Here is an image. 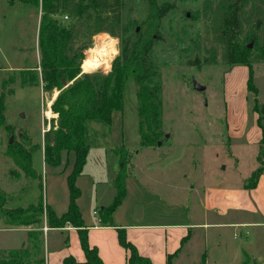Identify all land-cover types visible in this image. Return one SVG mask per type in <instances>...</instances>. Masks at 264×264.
<instances>
[{"label":"rangeland","instance_id":"1","mask_svg":"<svg viewBox=\"0 0 264 264\" xmlns=\"http://www.w3.org/2000/svg\"><path fill=\"white\" fill-rule=\"evenodd\" d=\"M158 3L174 7L162 19L159 33L154 34L150 53L151 62L162 75L163 143L141 146L137 87L130 80L124 110L115 115L112 125L90 124L89 161L76 181L82 217L87 223L98 224L100 216L95 217L93 211L100 213L113 201L120 163L112 149L124 145L132 159L130 195L114 223L132 222L134 216L145 223L204 222L202 207L207 200L215 204L216 213L209 214L214 225L191 226V236L177 264H200L204 256L207 264H264V172L255 188L244 186L259 166L262 147L264 162V133L254 111L256 99L261 109L264 106V0ZM234 7H238L239 19L234 41L241 48L253 42L247 54L252 71L246 64H228L227 38L232 33L226 34L224 25ZM148 13L147 0H125L123 21L132 20L137 31ZM41 17V0L37 5L0 0V188L9 193L10 208L35 203L42 193L44 202L63 214L70 203L68 176L75 157L62 151L59 163L45 159V133L57 126L59 119L52 110L59 91H45L42 81L23 86L21 78L24 69L41 74ZM57 19L75 29L67 53L84 54L86 59L91 49L113 48L114 53L100 68L85 72L82 67L84 74L105 79L120 52L118 33L103 32L94 19L76 20L68 13L58 14ZM250 78L257 94L249 90ZM197 85L205 90L198 91ZM14 142L33 152L34 168L41 179L25 177L6 154ZM45 221L39 226L44 227ZM18 228L0 217V254L29 246L28 231ZM51 230L48 243L43 231L42 250L40 254L34 251L36 258L44 255L54 264L55 253L61 255L67 247L76 251L75 245L83 253L76 232ZM112 233L118 239L117 229ZM109 236L104 234L99 240L108 244Z\"/></svg>","mask_w":264,"mask_h":264},{"label":"trees","instance_id":"2","mask_svg":"<svg viewBox=\"0 0 264 264\" xmlns=\"http://www.w3.org/2000/svg\"><path fill=\"white\" fill-rule=\"evenodd\" d=\"M25 4L37 5L40 0H22ZM149 13L142 28L134 29L132 20L123 21L122 9L125 0H41L42 17L39 27L40 68L41 74L27 73L22 70V85L44 84L45 91L58 89L59 94L52 104V110L59 115L57 126L45 133V159L48 162H61L62 151L74 153V163L68 176L70 203L68 210L58 215L44 202L43 194L38 201L25 206L8 207L10 195L0 188V217L10 227L39 226L43 219L50 229L76 228L80 245L85 255L83 262L73 255L64 258L62 264H105L98 248L89 243L88 229L82 217L77 199L80 189L76 186L77 178L82 175L87 164L91 148L89 131L91 123L111 126L115 115L124 110V94L127 84L132 80L137 87L139 131L141 146L151 148L163 142V85L160 71L153 65L150 53L155 42V33H159L162 19L174 8L169 3L159 4L158 0H147ZM68 13L76 20L94 19L103 32L118 33L120 52L112 62V68L105 79L93 74H84L82 67L89 59L84 54H69L67 49L73 41L74 26H67L57 19V15ZM68 16V15H65ZM69 17V16H68ZM64 18V16H63ZM224 27L227 33L228 64H246L251 68L248 57L250 48L240 47L236 41L239 33L238 7H234L231 19ZM79 61L81 63H79ZM37 67L33 70L36 71ZM106 73H103L105 76ZM63 81L69 83L64 87ZM249 90L258 93L250 78ZM254 111L258 114L257 122L264 133V106L256 99ZM264 146V137L261 140ZM119 158L120 168L114 180L115 196L109 206L100 210L101 223L114 227L113 215L127 196V178L132 169L129 149L124 145L114 147ZM260 149L259 166L247 178L245 188L253 189L264 172V162ZM6 154L16 166L30 179H41L33 164V152L20 143L10 144ZM42 189V183H40ZM119 244L128 252L126 264H153L150 257L142 255L137 246L128 240L126 229L117 228ZM43 227H36L28 232L29 246L0 254V264H42L44 257L36 258L34 251L41 253ZM170 262V257L168 260ZM200 264H207L206 257Z\"/></svg>","mask_w":264,"mask_h":264},{"label":"crops","instance_id":"3","mask_svg":"<svg viewBox=\"0 0 264 264\" xmlns=\"http://www.w3.org/2000/svg\"><path fill=\"white\" fill-rule=\"evenodd\" d=\"M231 136H235V135L231 134ZM71 153L73 152H70V154ZM89 154H88L87 162L89 161ZM116 176L114 177V180ZM129 195H130V177L127 178V196L124 199V201L129 197ZM124 201L117 208V210L115 211L113 215V218L115 220H116L118 210L123 205ZM100 203H103V201H101ZM204 204H205L204 207H202L203 208L202 214L204 216L205 221L198 222V223H193V222L192 223L191 222L189 223H185V222H156V223L148 222V223H145V222H141L140 218H137L134 216L132 222L122 223V224L114 223L115 226L111 227V226H104L101 223V218L98 220L99 222L98 224L93 223L92 221L91 223H87L85 219L83 220L85 222L86 228L88 229L90 245L98 248L99 255L105 264H126L127 262L128 252L121 245H119L117 236L114 235V233H112L113 229H117L119 227H122V228L125 227L124 229H126L128 239L137 246L139 252L142 255L150 257L153 264H169L168 263L169 257H170L171 264H177V260L182 255L181 253L182 249L184 245L189 241V237L191 236L190 234V230L192 229L191 226L207 227V226L214 225V222H211V223L209 222V217H210L209 214L216 213L215 206H214L215 204L207 200H206V203ZM177 209L178 207L175 208L174 213L178 212ZM95 211L96 210L93 211V215L95 217L98 215L100 216V213L95 214ZM57 214L61 215L58 212ZM235 225H242V224H235ZM45 227H47V231L44 230ZM13 228H17V227H13ZM18 229L26 230L29 232L30 230H34L35 227L34 226H19ZM60 229L63 231L70 232L71 235L74 234V232H76V235L78 237L77 241L80 242L78 231L76 228L72 227L71 225H68L65 228H60ZM185 230H188V232L186 233ZM43 231L47 233L46 243H48V235L50 231L52 230L48 228L46 221H45V226L43 227ZM104 234L110 235L107 239L108 244L99 240V238L104 237ZM77 241L75 239L73 240V242L76 244H77ZM108 245L110 246V249L112 251L109 250ZM75 248H76V251H74L72 248L67 247L65 250V253L61 255H58L57 253H55L56 261L54 262V264H62L64 258L69 255H73L78 261L83 262L85 260V255H83L84 252L82 253L81 251H78L76 245H75ZM42 257H44L45 259L44 263L42 264H50L49 262H47L46 256L43 255ZM244 263H247V261L245 260Z\"/></svg>","mask_w":264,"mask_h":264},{"label":"bare ground","instance_id":"4","mask_svg":"<svg viewBox=\"0 0 264 264\" xmlns=\"http://www.w3.org/2000/svg\"><path fill=\"white\" fill-rule=\"evenodd\" d=\"M112 53H114V50L109 46L91 49L89 59L83 65V70L89 72L100 68L103 64L108 62L105 58L110 57ZM47 114L50 116L51 112L48 111Z\"/></svg>","mask_w":264,"mask_h":264},{"label":"water","instance_id":"5","mask_svg":"<svg viewBox=\"0 0 264 264\" xmlns=\"http://www.w3.org/2000/svg\"><path fill=\"white\" fill-rule=\"evenodd\" d=\"M252 46H253V42H251V43L248 45V48L251 49ZM79 63H81V62L79 61ZM63 84H64V87L69 86V83L66 82V81H63ZM196 89H197L198 91H204V90H205V87H204V86L197 85V86H196ZM166 137H169V135H166ZM12 142H13V138H11V140H10V143H12ZM162 143H163L162 141H159V142H158V146H161Z\"/></svg>","mask_w":264,"mask_h":264},{"label":"built area","instance_id":"6","mask_svg":"<svg viewBox=\"0 0 264 264\" xmlns=\"http://www.w3.org/2000/svg\"><path fill=\"white\" fill-rule=\"evenodd\" d=\"M69 17L68 16H64V20H67ZM95 214H98V212L95 211ZM45 231H47V227L44 228Z\"/></svg>","mask_w":264,"mask_h":264}]
</instances>
